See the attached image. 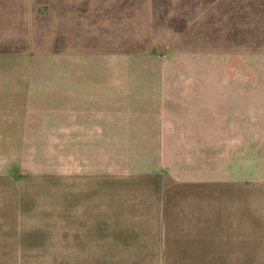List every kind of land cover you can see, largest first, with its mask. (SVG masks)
Instances as JSON below:
<instances>
[{"label": "crops", "instance_id": "1", "mask_svg": "<svg viewBox=\"0 0 264 264\" xmlns=\"http://www.w3.org/2000/svg\"><path fill=\"white\" fill-rule=\"evenodd\" d=\"M70 2L0 0V182L62 188L97 258L264 264V0H176L159 58L89 44L118 15ZM121 180L148 202L120 203Z\"/></svg>", "mask_w": 264, "mask_h": 264}, {"label": "rangeland", "instance_id": "2", "mask_svg": "<svg viewBox=\"0 0 264 264\" xmlns=\"http://www.w3.org/2000/svg\"><path fill=\"white\" fill-rule=\"evenodd\" d=\"M67 1V0H66ZM77 0H71L72 2ZM88 12H114L118 18L90 19L88 40L90 43L117 45L119 49L136 54L175 53L177 48L176 0H86ZM62 2V0H61ZM59 6H64L60 3ZM90 17V16H89ZM188 22L191 25L192 21ZM182 23V21H180ZM184 42H191V30H184ZM9 182H0V264H146V261L97 258L94 239L84 228L82 237L70 236L65 227L63 207L65 196L62 188L51 190L29 184L24 195H19ZM133 183V182H131ZM132 186V187H131ZM128 186L121 180L119 202H148V192ZM131 187V188H129ZM104 202H112L111 188H106ZM142 192H145L143 194ZM55 193V194H54ZM57 193V194H56ZM264 199V197H263ZM95 197H89L94 202ZM249 202L261 201L260 195L249 189ZM15 205L28 209L20 213L12 211ZM54 210V211H51ZM22 224V226H19ZM82 240V242H80ZM110 247L104 245V247ZM105 256H110L108 253Z\"/></svg>", "mask_w": 264, "mask_h": 264}]
</instances>
